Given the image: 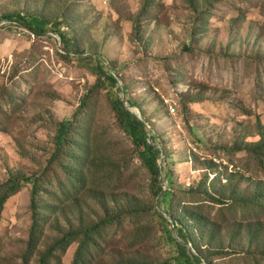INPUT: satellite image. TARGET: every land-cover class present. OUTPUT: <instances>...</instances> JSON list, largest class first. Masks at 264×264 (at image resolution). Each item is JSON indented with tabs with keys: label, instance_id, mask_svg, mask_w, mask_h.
<instances>
[{
	"label": "rangeland",
	"instance_id": "374dc122",
	"mask_svg": "<svg viewBox=\"0 0 264 264\" xmlns=\"http://www.w3.org/2000/svg\"><path fill=\"white\" fill-rule=\"evenodd\" d=\"M64 3L76 8L80 51L102 56L106 70L118 73L119 88L127 90V96L120 94L125 107L147 121L158 138L161 185L174 199L159 202L152 195L149 174L100 91L82 125L89 128V148L108 151L112 180L104 193L72 188L63 196L65 160L53 163L41 199L45 216L39 249L46 250L59 229L79 230L97 222L103 216L101 202L116 206L129 199L139 201L140 213L97 236L93 264H119L124 256L144 264H176V250L154 218L155 209L181 241L164 211L176 214L179 202L196 199L189 189L231 193L239 187L251 194L264 180L256 150L264 132V0H194L196 9L187 0H50L49 7L42 0H0V15H52V7ZM79 59L64 52L51 26L36 37L12 22H0V185L10 172L31 176L49 166L58 125L73 120L97 82ZM31 190L26 184L5 204L0 264H23L33 223ZM53 204L58 210L49 216ZM214 206L209 209L213 214L220 207ZM228 233L224 225L223 235ZM187 247L196 254L191 243ZM77 248L73 243L61 264H72ZM37 256L31 264H37ZM234 257L240 260L219 263L251 264L248 255Z\"/></svg>",
	"mask_w": 264,
	"mask_h": 264
},
{
	"label": "trees",
	"instance_id": "16d2710c",
	"mask_svg": "<svg viewBox=\"0 0 264 264\" xmlns=\"http://www.w3.org/2000/svg\"><path fill=\"white\" fill-rule=\"evenodd\" d=\"M49 7L50 0H42ZM194 5V0H187ZM146 6L144 7V9ZM76 8L73 3H64L56 8L52 7L50 13L36 12H8L0 15V22L8 21L27 32L40 37L48 32L51 26L63 46L64 52L68 55L79 56L78 60L97 78L96 84L83 98L80 109L74 115L72 121L62 122L58 125L54 138L55 153L49 160V166L42 174L25 176L10 172L9 178L0 185V221L6 202L10 197L19 192L26 184L32 186L31 208L33 223L26 251L23 255V264H31L32 259L38 255L37 264H61V256L66 253L73 243H78L72 264H93L91 249L95 246L102 232L110 226L122 227L126 219L140 213L139 201L127 199L116 206H111L107 201L100 204L103 209V216L84 229L63 230L59 229L58 238L46 249H39L40 234L42 231L41 199L46 191V185L51 183L48 172L53 163L64 161L62 171L66 178L60 184V193L65 196L70 189L77 191L96 189L104 193V186L109 180L107 167L112 160L108 151L96 147L91 150L87 145V137L90 136L89 128L83 127V117L89 110L93 99L104 91L111 105L112 113L122 132L131 140L133 155L140 161L141 165L149 174L152 195L161 199L159 202H167L174 199L171 191H164L161 185V161L163 150L158 146V138L148 128L147 121L138 120L125 107L120 94L127 96L125 87L119 88L118 73L111 69L106 70L103 57L98 54L87 55L80 51L77 36L79 21L76 19ZM141 18V13L135 16V23ZM134 21V20H133ZM137 28V25L135 26ZM69 59L68 56H65ZM201 100V99H196ZM131 108H136L135 103H129ZM262 141L256 145L257 159L264 167V132L261 134ZM78 140V141H77ZM152 142V144L150 143ZM92 151V152H91ZM74 152H76L74 154ZM101 158L105 159L99 161ZM112 172V169H111ZM173 181L169 178V184ZM237 183L236 185H239ZM194 196L193 201H181L178 203V211L171 214L169 210L164 213L170 214L173 229L181 241L172 235L168 221L163 214L156 209L153 211L154 218L159 221L161 227L168 236L169 244L176 250V264H220L231 257V262H236L238 257H250L251 264H261L264 261V180L255 193L247 194L239 187L233 192L227 190L216 193L209 189H201L200 186L189 189ZM202 194H205L202 197ZM213 204V205H211ZM220 206L217 213H211L210 208ZM57 204L49 209V216L58 210ZM224 225L229 233L223 235ZM229 242L228 245L226 242ZM191 243L196 251L192 253L187 245ZM119 264H144L128 256L122 257ZM169 264V263H164Z\"/></svg>",
	"mask_w": 264,
	"mask_h": 264
},
{
	"label": "water",
	"instance_id": "95a60500",
	"mask_svg": "<svg viewBox=\"0 0 264 264\" xmlns=\"http://www.w3.org/2000/svg\"><path fill=\"white\" fill-rule=\"evenodd\" d=\"M137 118H138V120L142 121L140 117L137 116ZM150 143L152 144V142H150Z\"/></svg>",
	"mask_w": 264,
	"mask_h": 264
}]
</instances>
